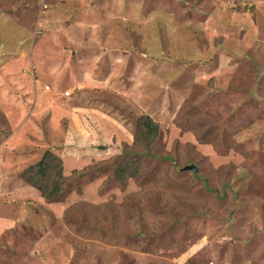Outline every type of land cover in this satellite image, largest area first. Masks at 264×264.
Returning <instances> with one entry per match:
<instances>
[{"label": "rangeland", "instance_id": "rangeland-1", "mask_svg": "<svg viewBox=\"0 0 264 264\" xmlns=\"http://www.w3.org/2000/svg\"><path fill=\"white\" fill-rule=\"evenodd\" d=\"M92 109L117 152L86 144ZM144 116L139 176L114 182ZM46 149L80 191L13 195ZM4 216L0 264H264V0H0Z\"/></svg>", "mask_w": 264, "mask_h": 264}, {"label": "trees", "instance_id": "trees-1", "mask_svg": "<svg viewBox=\"0 0 264 264\" xmlns=\"http://www.w3.org/2000/svg\"><path fill=\"white\" fill-rule=\"evenodd\" d=\"M84 118L96 136L95 141L87 140L86 144L88 146L103 145L105 150H99V153H107L109 151L117 152V135L113 134L111 135V138H109L105 131L104 125L96 117H93L92 115H86ZM63 123L68 125L69 128L71 127L73 132L72 137L75 139H73L71 142L64 140L62 147H66L67 149L73 148L76 150L77 154L78 152L83 154L84 152H82V149H84L85 144H79V142L82 143L81 135L79 132H77L73 125L70 126L68 124L67 119ZM134 125L135 130L133 134L132 148L122 153L121 160H119V157H115L114 166H117L113 168V171H111L110 178L114 182H119L121 184H124L125 181L130 178L136 179L139 176L142 158L137 155L136 147L138 144L141 146L143 144L144 147H147L149 145L148 140L152 137L151 135L155 136L158 129L157 123L154 122L149 116L140 117ZM145 149L148 150V148ZM68 153H71V151H68ZM109 164L113 165L112 159ZM74 173L77 175L73 177L63 176L61 157L53 153L51 149H46L42 152V155L37 161L28 165L18 174L17 179L21 182H24L25 184H28L32 188H35L48 202H58L62 201L72 189H75L77 192L80 191L82 183L76 185V187H70V183L73 180L81 182L80 177L83 176L84 173L86 174V170L81 173L75 170Z\"/></svg>", "mask_w": 264, "mask_h": 264}, {"label": "crops", "instance_id": "crops-1", "mask_svg": "<svg viewBox=\"0 0 264 264\" xmlns=\"http://www.w3.org/2000/svg\"><path fill=\"white\" fill-rule=\"evenodd\" d=\"M87 77V76H86ZM88 78V77H87ZM93 81H94V79H92ZM93 113L91 114V113H89L88 115H92L93 117H96L98 120H100L101 121V123L102 124H104L106 121L104 120V119H100L99 117H103V116H107V114L105 113H103L102 111H100V110H97L96 112V115H94V110L92 109L91 110ZM90 111V112H91ZM99 114H101V115H99ZM115 123V125H114V131H110L109 129H108V127L107 126H104L105 127V131H106V133H107V136H108V133L110 132V133H114V134H116L117 136H119V133L122 131V129L121 128H119L118 126H119V123H118V120L116 119V121L114 122ZM118 125V126H117ZM111 127V126H110ZM124 129V128H123ZM110 137V136H109ZM5 168H3L2 170L3 171H5L4 170ZM63 173H65V171L63 172ZM17 178H13V179H11L10 181L8 180V185H10V189H12V191H13V195H14V191L15 190H17V191H19V190H21V189H23L22 190V192H24V190H26V188L25 187H28V186H26V184L25 183H23V182H21L20 180H16ZM19 196V195H18ZM11 207V208H8V207ZM5 207H7L6 209H5V211H8L9 209H14V207L16 208V206H14L13 204H9L8 206L6 205ZM4 218H6V219H4ZM4 218L3 217H0V235H2L7 229H9L10 227H9V222H11V217H8L7 218V216H4Z\"/></svg>", "mask_w": 264, "mask_h": 264}, {"label": "water", "instance_id": "water-1", "mask_svg": "<svg viewBox=\"0 0 264 264\" xmlns=\"http://www.w3.org/2000/svg\"><path fill=\"white\" fill-rule=\"evenodd\" d=\"M194 169V171H196V168L195 167H192Z\"/></svg>", "mask_w": 264, "mask_h": 264}, {"label": "built area", "instance_id": "built-area-1", "mask_svg": "<svg viewBox=\"0 0 264 264\" xmlns=\"http://www.w3.org/2000/svg\"><path fill=\"white\" fill-rule=\"evenodd\" d=\"M48 88V87H47ZM66 95H69L67 92H66Z\"/></svg>", "mask_w": 264, "mask_h": 264}]
</instances>
